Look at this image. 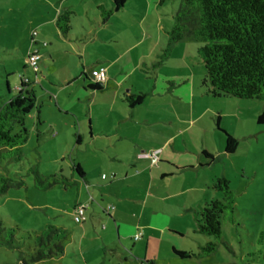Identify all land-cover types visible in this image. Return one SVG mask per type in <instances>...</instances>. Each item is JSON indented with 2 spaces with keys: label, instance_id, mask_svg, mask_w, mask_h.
I'll return each mask as SVG.
<instances>
[{
  "label": "rangeland",
  "instance_id": "rangeland-1",
  "mask_svg": "<svg viewBox=\"0 0 264 264\" xmlns=\"http://www.w3.org/2000/svg\"><path fill=\"white\" fill-rule=\"evenodd\" d=\"M59 1L0 0V103L16 93L21 76L29 80L36 107L24 120L27 138L20 147V155L17 158H0V175L21 183L20 186L9 187L0 195V229L13 230L12 247L0 244V264L29 263L28 252L33 250L34 237L48 226L66 231V238L60 243L63 253L36 264H145L146 258H154L156 264H264V238H259L264 230V125L256 123L263 103L233 98L225 101L205 95V88L201 86L205 70L196 53L199 40L194 42L185 38L171 48L170 57L162 59L167 35L160 32L157 23L159 19L165 24L170 22V12L179 6L180 0H127L121 18L111 23L124 27L125 33L109 31L114 35L127 36L130 45L134 46L138 30L142 32L144 25L149 28H145L146 42L135 45L133 52L119 57L117 65L112 66V75L119 73L116 82L121 81L132 92L147 91L155 77L158 85L166 88L165 81L176 74L186 75L185 79L191 87L193 77L195 95L203 94V97L195 98V106L201 110L207 107L208 110L200 123L195 118L194 129L185 136L192 145L189 148L195 153L200 155L202 149H206L211 156V159H205L200 155L202 169L199 172L202 175L194 178L196 186H200L199 195L190 191L178 197L180 203L183 198L188 199L184 206L170 201L172 208L166 203L162 210L155 208L158 211L154 218L155 226L166 225L168 229H177L179 234L165 229L162 238L157 236L149 241L148 246L144 241L133 242L136 230L151 224L153 208L149 205L145 207L139 221V214L125 209L117 196L104 193L107 187L116 186L117 181L100 178V174L110 172L104 161L108 152L97 145L104 144L106 140L93 141L90 131L95 137L97 130L91 129L88 123L90 114L91 121L98 120L99 123L103 114L97 110L92 112L94 107L89 111L88 102L92 96L82 89L81 77H77L68 88L60 90L65 86L66 72L74 74L72 66L81 73L79 66L82 64L87 75L94 77L97 72L104 77V65H107L103 60L104 52L112 51L118 55L119 50L115 43H108L103 51L98 48V43L88 41L75 46L88 55V61L87 56L82 61L74 57L72 65L71 60L66 58L69 53L61 54L63 49L51 59L49 53L52 54L50 51H54L55 46L42 47V40L47 45L51 40L47 26L40 24L50 18L49 13ZM88 1L89 5L84 3V8L88 7L92 12V1ZM100 1L108 3V0ZM33 31L41 33L42 40L40 37L31 39ZM33 42L37 44L32 45ZM85 44L89 48H84ZM34 50L39 55L36 73L25 64L26 56ZM97 61H100L99 64H96ZM91 82L103 84L96 78H92ZM37 111L39 124L36 121ZM148 127L143 134L153 135L161 131L154 125ZM221 131L236 142L231 154L224 152V134ZM73 165L85 169L86 183L79 179L72 169ZM217 178L227 180V187L234 196L233 221L230 222L228 217L221 219V240L226 247L219 245L213 254L202 259L180 260L171 253L172 247L196 251L199 239L205 242L212 240L195 233V214L204 203L220 199V194L212 189V183ZM45 184L50 186L42 188ZM201 202L202 206L198 204ZM80 204L87 207L83 212L86 221L76 224L73 208ZM107 205L115 207L110 216L104 215ZM125 222L127 229L122 237L123 229L120 232L117 227Z\"/></svg>",
  "mask_w": 264,
  "mask_h": 264
},
{
  "label": "crops",
  "instance_id": "crops-1",
  "mask_svg": "<svg viewBox=\"0 0 264 264\" xmlns=\"http://www.w3.org/2000/svg\"><path fill=\"white\" fill-rule=\"evenodd\" d=\"M91 1V5L93 6L92 12L88 7L87 9L84 8V3H86L87 6L89 5L88 0H60L58 6H53L55 8H53L51 12L49 11L50 18L43 21L40 25L43 24L47 26L50 35L49 40L51 41L48 42L46 47L49 45L55 46L53 47L54 51H50L52 54L49 53L51 59L57 57V55L61 53H58V51L63 49V53L61 54L66 55L65 53H69V56L66 58H69L71 62L74 57L82 61L84 56H87L88 61V55L84 53L81 48H75V46H80L81 42L88 41H95V44L98 43L97 46L99 45L98 48L103 51L107 48L108 43H115L116 48L119 50L118 55L112 51L107 52L109 54L104 52L106 55H104L103 60L105 63L107 62V65H104V77L103 75L101 76L100 82L103 83L102 85L98 82L92 84L91 80L94 77L92 76L89 79L88 77H90V75L85 73L84 66L81 64L79 66L82 68L81 73H79L77 67L73 68L72 66L70 68L75 71L74 74L69 72H66V75L64 74L66 78L64 79L65 86L60 87V90L62 91V89L68 88L73 81L77 80V77H81L82 89L89 91L92 96L91 101L88 102L89 111L94 107L92 112L97 110L99 114H103L101 123H99L98 120L92 122L91 114L89 115L88 123L91 129L95 128L97 130V136L95 137H93V133L90 131V137L94 139L93 141L97 139L106 140L104 144L98 143L97 145L102 151L106 150L108 152L107 160L105 159L104 161L107 163L110 172L109 174H100V178L101 175H105L106 179L110 182L117 181L116 186L113 188L107 187L104 193L117 196L119 203L124 204L125 209L128 208V210L139 214V221L142 220L145 207H148V205L152 206L151 224L143 225L144 227L139 231L136 230L132 236L133 242L144 241L145 246H148L149 241L154 240V238H162L161 235L165 229L172 233L179 234L177 229H168L169 226L166 227V225H164L160 228L155 226L154 218L158 215V211H156L155 208L158 207V209L160 208L162 210L165 203L172 208L173 205H171L170 201L176 204L178 203L179 206H184L187 204L186 202L189 201L183 198V201L180 203L178 200L179 196H184V194L190 191H195L198 195L200 193L198 189L200 186H196L194 178H200V175H202L199 172V170L202 169L199 165L201 154L199 155L195 153L193 149L189 148L191 144L189 140L186 139L185 135L194 129L196 121L198 123L202 121L201 119L208 108L206 107L201 110L197 105L195 106V98L203 97V94L198 96L199 93H196L195 95L193 89L194 79L192 77L191 88L187 83L189 82L188 79H185L186 75L183 76L181 74L182 76H180L176 74L170 76L169 80L165 81L167 83L166 88H162L161 85H158L155 77L154 82L149 86L147 91L136 90L132 92L130 89H126L121 81L116 82L118 81L117 76L119 73L112 75V66L117 65L119 57H123L126 53L133 52L132 49L135 45L144 44L146 42L147 31H145V28L149 27H147L148 25H144L142 32L138 30L139 36L137 43L131 46L127 36L113 34L114 32L125 33L124 27L111 25L114 19L121 18L120 14L124 12L125 5L128 1L125 0L123 7L105 20H103L101 10L98 9V7H102L103 10H109L112 8V0H108L107 4L105 1L102 2L100 0ZM108 4L109 6H107ZM174 11L175 9H172L170 12V22L166 21L165 24L164 20H158L157 25H159L158 28L160 32L166 34L170 29L173 23L172 15ZM63 12L71 13L69 19L70 29L64 35L59 33L54 26L55 18ZM94 12L97 14L95 15ZM91 14H93L94 17L91 18ZM109 30H113L114 32L111 33ZM35 37H40V40H42L41 33H37ZM43 41L44 40H42V42ZM182 41H184V39ZM182 41L175 45L180 44ZM84 48H89V45L85 44ZM138 58H140V56H138ZM99 62L100 61H97L96 64H99ZM59 63L64 64L60 61ZM73 64L72 62V65ZM175 79H178V81H174ZM88 85H95L98 89H88L86 88ZM138 94L143 95L142 102L137 106L129 107L126 98ZM209 96L210 95H208V97ZM216 98L231 101L229 100L231 98ZM152 125L155 127L157 126L161 131L153 135L149 133L147 135L143 134L144 131H148L149 127L147 128V126ZM202 150V152H208L206 149ZM154 152L156 153L155 162L143 156L144 154ZM195 157L197 158L195 159ZM80 168L83 172V178L79 179L86 183L87 175L85 169L81 166ZM111 175H113L114 179L108 178ZM85 187L87 189L88 186L85 185ZM190 201L191 204L194 203L192 198ZM200 201L201 199L199 202ZM198 204L202 206V202ZM113 210H115V207H113ZM110 213L111 212L108 214L104 213V215L110 216ZM85 221L86 218L83 222ZM126 224L125 222V224H122V226L120 225L119 228L117 227V231L119 230L121 232V229H123L121 233L122 237L125 236V230L127 229ZM85 228L86 227H83V229ZM152 231L154 232V236L157 234L155 237ZM137 232L141 233V238L134 240L133 237ZM198 241L199 245L197 250L199 246L205 242L200 239ZM172 250L188 252L174 247L171 248V253ZM145 260V264H156L154 258H146Z\"/></svg>",
  "mask_w": 264,
  "mask_h": 264
},
{
  "label": "trees",
  "instance_id": "trees-1",
  "mask_svg": "<svg viewBox=\"0 0 264 264\" xmlns=\"http://www.w3.org/2000/svg\"><path fill=\"white\" fill-rule=\"evenodd\" d=\"M124 3L125 0H112V8L109 10L98 7L103 20L119 11ZM70 16V12H63L55 18L54 26L59 33L64 35L69 31ZM172 19V26L166 32L167 43L162 59L165 60L171 48L183 39L189 38L194 42L199 40L196 53L205 70L201 82L205 88L204 93L215 98L261 101L263 107L256 123L264 125V0H180ZM30 37L33 39L35 36ZM46 45L43 41L42 47ZM32 52L38 55L37 50ZM86 88L98 89L95 85ZM142 99L143 95H132L126 98V102L129 107H134ZM34 108V91L29 86V80L20 76L16 93L0 103V158H17L20 155V147L27 138L24 120ZM36 121L40 123L38 111ZM216 128L219 130L218 126ZM221 132L224 134V152L233 153L236 142L227 133ZM201 155L211 159L206 152ZM72 169L79 178H83L79 165H73ZM110 179H114L113 175ZM36 181L40 186L37 178ZM227 184L224 178L215 179L212 189L220 194V199L204 203L195 214V233L212 240L201 244L197 251L172 250L175 257L180 260H198L213 254L219 245L226 247L221 240V219L228 217L232 222L235 211L234 196ZM20 185L0 175V195L9 187ZM49 186L45 184L42 188ZM12 233V229H0V244L12 247ZM259 236L260 239L264 238V230ZM65 238V230L46 227L34 237L33 250L28 252L29 263L23 264H36L62 254L60 243Z\"/></svg>",
  "mask_w": 264,
  "mask_h": 264
},
{
  "label": "built area",
  "instance_id": "built-area-1",
  "mask_svg": "<svg viewBox=\"0 0 264 264\" xmlns=\"http://www.w3.org/2000/svg\"><path fill=\"white\" fill-rule=\"evenodd\" d=\"M36 32H31V36H36ZM37 61H38V55L35 52H31L29 54V56L26 59V64L31 67L33 69V71H36L37 69ZM94 78H96V80L101 81V74L99 73H94ZM145 158L151 159L152 162L156 161V153H150V154H144L143 155ZM106 176L105 175H101V179H105ZM86 206L80 204V205H76L74 208V217H73V221L76 224H81L84 220L83 218V212L85 210ZM113 210L112 206H106L104 208V212L106 214H108L110 211ZM140 233H137V235H135L134 240H138L140 238Z\"/></svg>",
  "mask_w": 264,
  "mask_h": 264
}]
</instances>
